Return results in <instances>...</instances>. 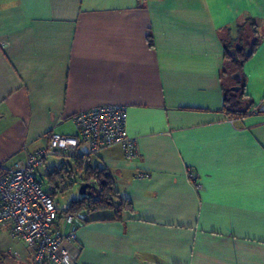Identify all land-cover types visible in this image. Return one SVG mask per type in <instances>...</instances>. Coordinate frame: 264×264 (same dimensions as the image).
Wrapping results in <instances>:
<instances>
[{
    "label": "crops",
    "instance_id": "0c3cea01",
    "mask_svg": "<svg viewBox=\"0 0 264 264\" xmlns=\"http://www.w3.org/2000/svg\"><path fill=\"white\" fill-rule=\"evenodd\" d=\"M250 22L257 34L245 31ZM255 38L232 71L226 50ZM235 72L247 100L232 117L223 89ZM111 102L127 106L138 159L81 143L36 172L69 203L57 198L80 182L83 158L130 205L118 219L80 213L70 244L79 263L264 264V0H0L1 170L51 132L74 135L76 112ZM60 168L68 177L50 183ZM0 264H32L8 227Z\"/></svg>",
    "mask_w": 264,
    "mask_h": 264
},
{
    "label": "built area",
    "instance_id": "2783aa9c",
    "mask_svg": "<svg viewBox=\"0 0 264 264\" xmlns=\"http://www.w3.org/2000/svg\"><path fill=\"white\" fill-rule=\"evenodd\" d=\"M126 113L127 106L116 102L80 110L71 118L74 135L51 132L44 148L27 153L10 169H0V230L8 227L10 238L30 252L32 264H80L70 244L83 223L81 216L69 213V203L57 202L42 186L37 169L50 156L75 153L81 143L89 154L119 145L126 160L138 159V137L127 131Z\"/></svg>",
    "mask_w": 264,
    "mask_h": 264
},
{
    "label": "trees",
    "instance_id": "16d2710c",
    "mask_svg": "<svg viewBox=\"0 0 264 264\" xmlns=\"http://www.w3.org/2000/svg\"><path fill=\"white\" fill-rule=\"evenodd\" d=\"M243 27L244 24L239 26L240 32L244 31ZM250 29L252 34H257L256 26L253 22L248 24L245 31ZM257 42L258 39L255 38L253 42L246 43V46L244 47L232 46L226 50V58L228 59V64L232 66V71L240 70L242 61L254 51ZM230 49L236 50L237 59H233L228 55ZM239 83V80H233L232 82L234 86L239 87L237 91L230 90L226 87L223 89V111L232 117L240 116L246 108L245 103L247 98L243 91V87ZM86 163L87 165L84 164V160L81 158L80 161L76 160V167L79 173L82 172V175H80V182L89 183L92 187L90 186L86 188L85 194H82L78 198L72 199L69 202V213L75 216H80L81 212L85 215L97 210L111 209L114 211V216L111 219L120 218L122 211L130 209V205L125 200L119 198L118 192L114 189V183L111 177L107 175L104 170L91 168L88 162ZM51 172L52 173L48 174V181L50 183H54L57 179L56 177L61 178L62 176H65V174L67 176V171L63 168ZM50 190L52 195H54V188H51ZM85 219L86 218L84 217L82 218L83 223Z\"/></svg>",
    "mask_w": 264,
    "mask_h": 264
},
{
    "label": "rangeland",
    "instance_id": "374dc122",
    "mask_svg": "<svg viewBox=\"0 0 264 264\" xmlns=\"http://www.w3.org/2000/svg\"><path fill=\"white\" fill-rule=\"evenodd\" d=\"M79 186H80L79 181H73L72 185L67 187L62 194L59 193L57 199L60 201H69V200L73 199L75 196L78 195Z\"/></svg>",
    "mask_w": 264,
    "mask_h": 264
},
{
    "label": "water",
    "instance_id": "95a60500",
    "mask_svg": "<svg viewBox=\"0 0 264 264\" xmlns=\"http://www.w3.org/2000/svg\"><path fill=\"white\" fill-rule=\"evenodd\" d=\"M229 55L233 58V59H237V56H236V50L235 49H230L229 50ZM235 80H239L240 78V75L238 72H235V74L232 76ZM239 89L238 86H232L231 87V90L233 91H237ZM92 187L91 184L89 183H85V182H80V186H79V194L82 195V194H85L86 192V188L88 187Z\"/></svg>",
    "mask_w": 264,
    "mask_h": 264
}]
</instances>
